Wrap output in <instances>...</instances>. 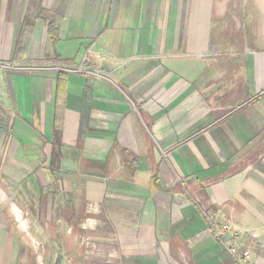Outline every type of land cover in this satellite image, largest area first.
I'll return each mask as SVG.
<instances>
[{
	"label": "crops",
	"instance_id": "obj_1",
	"mask_svg": "<svg viewBox=\"0 0 264 264\" xmlns=\"http://www.w3.org/2000/svg\"><path fill=\"white\" fill-rule=\"evenodd\" d=\"M88 48L103 80L54 70ZM22 239L50 264H264V0H0V264Z\"/></svg>",
	"mask_w": 264,
	"mask_h": 264
},
{
	"label": "built area",
	"instance_id": "obj_2",
	"mask_svg": "<svg viewBox=\"0 0 264 264\" xmlns=\"http://www.w3.org/2000/svg\"><path fill=\"white\" fill-rule=\"evenodd\" d=\"M100 56L92 50V48H88L87 52L84 54L82 61L73 67H65V66H59L55 67L54 70L57 72H63L66 74H76L84 77H92L97 78L100 80H103L105 77L102 76V74L99 72V70L96 68V62L100 60ZM204 216H206L205 212H202ZM210 221V220H209ZM222 230L224 232L229 231V227L223 226ZM214 235L216 239H218L219 242H224V247L228 251L229 255L236 261L242 260L243 258L247 259L249 256V253L247 251H243L241 255L238 252V249L234 246H229L226 243L227 238L225 236L220 235L216 230H213ZM241 234H247V231L241 229L237 232H235V236L241 235Z\"/></svg>",
	"mask_w": 264,
	"mask_h": 264
},
{
	"label": "rangeland",
	"instance_id": "obj_3",
	"mask_svg": "<svg viewBox=\"0 0 264 264\" xmlns=\"http://www.w3.org/2000/svg\"><path fill=\"white\" fill-rule=\"evenodd\" d=\"M17 217L14 215V219L16 220V221H14L15 223H16V225H15V227L18 229V230H20L19 228H20V223L19 222H17V219H16ZM23 218V217H22ZM21 232H22V236H27L28 235V226H27V224H26V230H20ZM27 238V237H26ZM22 242L24 243V245H31L32 247H34V248H32V249H35L38 253L37 254H35L33 257H27L28 258V261H27V263H24V264H47V263H54V262H56L57 261V256L56 255H52V254H49V255H47V254H45L43 251H42V247L38 244V243H36V242H33L32 240H30V239H22ZM34 243V244H33ZM224 242H220V244L222 245V246H224V244H223ZM225 244H227V241H226V243ZM228 245V244H227ZM230 246V245H229ZM27 247H30V246H27ZM237 249H238V246L236 245L235 246ZM226 250V249H225ZM245 250V249H244ZM246 251V250H245ZM226 252H228L227 250H226ZM248 252V251H247ZM248 253H250V252H248ZM250 255V254H249ZM230 256V255H229ZM231 257V256H230ZM25 257H23V259H24ZM185 264V263H184Z\"/></svg>",
	"mask_w": 264,
	"mask_h": 264
},
{
	"label": "trees",
	"instance_id": "obj_4",
	"mask_svg": "<svg viewBox=\"0 0 264 264\" xmlns=\"http://www.w3.org/2000/svg\"><path fill=\"white\" fill-rule=\"evenodd\" d=\"M49 32H50V36H52V38L54 39L55 38V30H53V27L52 26H49Z\"/></svg>",
	"mask_w": 264,
	"mask_h": 264
}]
</instances>
